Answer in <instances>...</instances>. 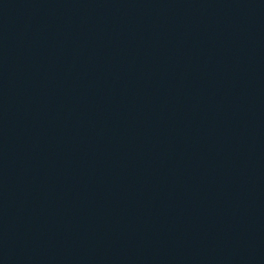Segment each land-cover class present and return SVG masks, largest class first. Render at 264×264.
Instances as JSON below:
<instances>
[{
  "label": "water",
  "instance_id": "1",
  "mask_svg": "<svg viewBox=\"0 0 264 264\" xmlns=\"http://www.w3.org/2000/svg\"><path fill=\"white\" fill-rule=\"evenodd\" d=\"M0 264H264V0H0Z\"/></svg>",
  "mask_w": 264,
  "mask_h": 264
}]
</instances>
